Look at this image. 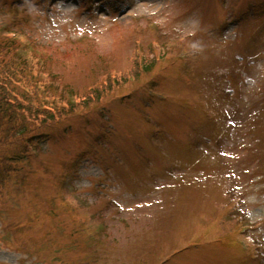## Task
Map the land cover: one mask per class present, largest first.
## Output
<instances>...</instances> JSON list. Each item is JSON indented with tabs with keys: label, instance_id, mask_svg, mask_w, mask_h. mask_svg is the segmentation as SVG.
<instances>
[{
	"label": "rangeland",
	"instance_id": "1",
	"mask_svg": "<svg viewBox=\"0 0 264 264\" xmlns=\"http://www.w3.org/2000/svg\"><path fill=\"white\" fill-rule=\"evenodd\" d=\"M9 36L63 96L128 81L11 175L0 264H264V0H0Z\"/></svg>",
	"mask_w": 264,
	"mask_h": 264
},
{
	"label": "trees",
	"instance_id": "2",
	"mask_svg": "<svg viewBox=\"0 0 264 264\" xmlns=\"http://www.w3.org/2000/svg\"><path fill=\"white\" fill-rule=\"evenodd\" d=\"M41 52L32 38L23 41L0 37V196L32 148L47 142L59 123L82 109L98 106L104 97L128 81V76L122 79L103 74L85 94L66 86L63 96L56 86V75L48 70V59ZM158 59L155 56L140 64L136 55L134 75L154 72ZM46 73L52 76H46L49 82L44 79ZM58 101L66 106L59 107L62 104L58 106Z\"/></svg>",
	"mask_w": 264,
	"mask_h": 264
}]
</instances>
